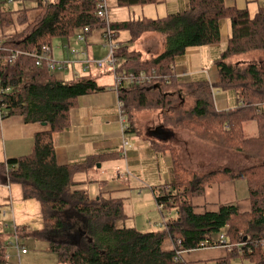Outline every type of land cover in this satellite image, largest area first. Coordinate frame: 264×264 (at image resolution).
I'll return each instance as SVG.
<instances>
[{
	"label": "trees",
	"instance_id": "trees-1",
	"mask_svg": "<svg viewBox=\"0 0 264 264\" xmlns=\"http://www.w3.org/2000/svg\"><path fill=\"white\" fill-rule=\"evenodd\" d=\"M29 1L34 4L31 9H0V27L4 30L0 37L11 49L33 52L44 46L53 48L57 40L70 41L85 28L90 34L106 30L97 18V0ZM117 1L122 8L155 2ZM32 12L36 13L33 18ZM223 21L230 22V35L225 51L214 62L220 82L213 87L207 81L180 82L175 75L177 60L189 50L219 45ZM111 28L115 39L122 31H129L131 36L116 50L120 71L152 78L149 83L122 86L118 91L123 116L129 123L127 133L136 130L139 114L151 111L160 117L159 126L169 132H187L200 142L242 154L253 164L239 171L226 168L199 174L183 166L175 147L154 140V149L171 153L174 169V182L156 193V201L163 213L174 212L176 216L155 232L118 228L117 223L127 219L123 200L103 193L92 198L87 191L78 190L76 182L79 174L96 169L115 154L59 166L53 142L55 134L70 128V114L79 98L105 93L108 88L91 78L58 81L29 58L5 65L1 62L8 55L2 54L0 79L4 88H9L3 97L6 117L19 116L27 124L46 125L35 137L32 154L0 162V183L19 187L24 201L40 206L44 226L34 237L52 242L50 249L60 264H183L175 261L174 249H163L166 241L176 245L180 240L184 252L199 250L205 242L219 247L216 239L226 230L227 243L232 246L229 257L264 264V63L255 60L264 55V8L251 17L245 9L227 8L225 0H189L187 11L163 19L112 24ZM147 34L162 36L165 43V51L150 59L129 47ZM240 59L247 62L233 63ZM214 91L234 96L235 108L218 111ZM248 123L255 124L257 137L246 138ZM235 180L247 183L249 211L222 205L217 211L197 212L195 200L204 197L208 187ZM74 222L84 224L85 235L75 244L61 243L65 236L61 234ZM0 246L4 248L0 264H10L4 261L7 246L1 233ZM228 259L222 263L228 264Z\"/></svg>",
	"mask_w": 264,
	"mask_h": 264
},
{
	"label": "crops",
	"instance_id": "crops-1",
	"mask_svg": "<svg viewBox=\"0 0 264 264\" xmlns=\"http://www.w3.org/2000/svg\"><path fill=\"white\" fill-rule=\"evenodd\" d=\"M115 1L118 6V1ZM225 4L227 8L245 9L251 17V14H257L256 12L260 8H264L259 7L257 11H255V8L251 9V7L259 4V0H225ZM188 9L189 0H155L152 4L133 7L132 10L128 9L127 11L129 16L131 15L135 18L133 21H137L142 19H163ZM112 17L115 20L114 24L132 22L126 19L123 20V17L120 18L119 13H114ZM150 35H144L140 40L142 47L149 53L148 57L145 58L140 50L137 51L142 54L144 59L159 56L160 54L152 55V52L154 53L161 48L165 49L162 36ZM229 35L230 22L223 21L221 23V42L219 45L192 49L184 57L179 58L175 66V75L178 80L184 83L207 81L212 87L216 86L220 82V76L214 62L225 51ZM86 46H89V44H86ZM81 48L86 49L85 45L76 44L75 38L70 41L60 42L55 48L53 46V58L56 61L78 60V63L69 65L60 74H55L58 81L68 83V80H70L69 82L71 83L78 78L93 79L98 74L99 69L96 66L87 69L83 64L85 57H82V59H80V56L75 57L71 54V51L85 52L94 61L96 57H102L104 52L98 53L97 50L94 51L93 49L81 51ZM130 50L134 51L132 48ZM244 61V59H240L235 60L233 63ZM70 70L71 72H68ZM107 73L105 76H111V72ZM114 85V78H112V81H109L107 86H102L108 88L107 92L79 98L77 108L73 109L70 114V128L64 133L55 134L53 137L57 163L59 166L81 164L89 157L115 154L114 158L107 159L99 164L100 168L98 165L96 169L79 174L76 177L77 189L87 191L90 196L91 190H93L94 196L97 197L103 193L108 198L122 199L126 212L128 211L126 196L137 195L140 200L147 199L145 205L150 207L151 214L154 213L155 208L153 202L157 203L156 193L163 188L167 190V186L174 182L171 153L169 151L162 153L154 149V140L161 144L174 146L178 150L181 162L185 163L183 156L189 154L190 160L188 157L185 160L190 162V166L195 168L191 170L199 174H209L214 171L209 172V163H206L205 160L196 161L193 158L194 154L189 152L188 148H190L191 142H199L192 138L189 133V135L182 131L172 133L166 130L170 136L165 141L152 137L151 133L155 129L148 128L147 135H143L138 127V116L136 130H130L127 133L129 125L121 113L119 97L118 93L115 92ZM214 101L217 110L220 112H226L236 106V98L234 96L219 91H214ZM159 119L160 117L158 116L160 124ZM158 127L159 125H157ZM45 128L38 124H27L24 118L19 116L0 118V162L3 163L9 159L32 154L35 137L38 133L44 132ZM182 142L187 143L182 146ZM126 143L128 146H126ZM227 162V158H225V162L220 160L222 167L216 172L230 168ZM238 181L240 180L216 182L211 187H208L205 196L195 200L197 212L217 211L222 205H235L242 212L249 211V198L246 200V209H242L239 202L237 195ZM7 188L12 196L10 202L12 206L14 203L13 196L16 195L17 197L18 190H14L9 186ZM172 213L169 214L171 217H173ZM3 216L6 217L7 213L4 212ZM12 216L15 218L13 210ZM163 219H165L164 215ZM15 227L17 228V226ZM20 230L22 229L17 228L18 238ZM71 233L76 235L78 242L85 235L84 224L74 222L73 225L65 229L61 236H69ZM217 248L214 247V250L202 252H185L181 262L183 264H206L211 261H222L225 259L223 257L225 254L223 250Z\"/></svg>",
	"mask_w": 264,
	"mask_h": 264
},
{
	"label": "rangeland",
	"instance_id": "rangeland-1",
	"mask_svg": "<svg viewBox=\"0 0 264 264\" xmlns=\"http://www.w3.org/2000/svg\"><path fill=\"white\" fill-rule=\"evenodd\" d=\"M115 2H116L115 0H110V3H109L110 11H111L110 20H109L110 24L115 23L114 22L115 20H113V17H112L114 13L115 14L119 13L120 18L123 17L122 18L123 20L126 19L127 21H133L135 19L133 18V16L131 15L129 16V13L127 11L128 9L132 10L133 7L132 8H121V7H118ZM5 7L6 9H10L13 12H17L24 8L31 9L34 7V4L31 1L15 0L13 4L1 5L0 9H3ZM259 7H264V0H259V4H256L255 6L251 7V9L255 8L256 9L255 11H257ZM35 15H36L35 12L31 13L32 18L35 17ZM251 15L252 17H254L256 14H251ZM104 33H105L104 30H95L93 31L92 34H90L87 37V41L85 43H82V45H85L86 49L81 48L82 49L81 51L83 50L89 51V49L90 50L93 49L94 51L97 50L98 53L104 52L102 57H96L95 61L104 60L109 55L108 54L109 51L106 48H104V45L108 43V41L103 37ZM3 34H4V30H2L0 27V36L2 37ZM154 35H157V34H151L150 36H154ZM130 38L131 36H130L129 31H122L120 32L118 39H115L113 41V44L119 45V43L128 42ZM60 42H64V41L57 40L54 43V48L57 47L60 44ZM75 43L76 44L78 43L76 39H75ZM86 44L87 45L89 44V46H86ZM129 46L134 51L140 50L143 53L145 58L148 57L149 53L146 51L144 47H142L141 41H138L137 43H134V44H129ZM164 51L165 49L161 48L160 50H157L154 53L152 52V55H159L163 53ZM82 57L83 56H80V59H82ZM85 59L89 61L90 63L89 65L85 66L87 69H90V67H93V66H96V68L99 69L98 74L93 77V79L97 82L98 86H101V87L107 86L109 84V81L111 82L112 78H115V71L109 65L106 64L104 65V67L100 68L97 64H95V61L91 57L86 56ZM244 60H245L244 62L247 61V59H244ZM255 60L260 61V63L262 62L264 63V55L256 56ZM120 69H121V64L119 63L117 67L118 74L125 75V74L131 73V72H128V73L121 72ZM68 72H71V70ZM107 72H111V76L110 75L105 76V74H108ZM56 74H60V72ZM69 81L70 80H68V83H70ZM185 106L189 107L190 104H187ZM138 118H139L138 127L143 135H147L148 128L156 129L157 125H159L157 113L147 111V112L139 114ZM244 130H245L246 138L258 136V131L254 123L246 124ZM190 136L193 138L192 135ZM186 143L187 142H182L181 144L182 146H184ZM188 150L191 154H194L193 158L196 161L205 160L206 163H209V167H210L208 168L209 172H212V171L216 172L219 169H221L222 166H221L220 160H223V162H225V158H227V161H228L227 163H229L230 168H233L232 169L233 171H239L253 164V162L249 161L242 154H238L232 151L219 148L211 143H204L200 141L191 142V146L190 148H188ZM186 157H188L190 160L189 154L187 156H183L185 163L189 166L187 167V165L182 161L183 163L182 162L181 163L184 164L183 166L189 170L195 169L193 166H190V162H187V160H185L187 159ZM215 157H219V158H215ZM12 188L14 190H18L17 191L18 193H17V197L16 195L13 196L14 203L11 206L10 202H11L12 196L10 194V190L7 188V186L0 183V212H1L0 214V233H2L5 245L7 246L8 244L16 243L14 227L17 226V228L22 229L19 232L18 240L20 241L21 245L26 247V249L28 250V255L21 256V258L19 259L17 257L16 251L13 248H8L6 253L10 255L9 263L10 264H60L58 260V255L52 252L50 249L52 242L34 237L35 233L42 230L44 226L39 204L37 202L24 201L22 197L21 189L17 186H13ZM93 193H94L93 190H91V197L97 198V196H94ZM237 195H238V199H239L242 209H246L247 207L246 200L249 198V191H248L247 183L243 180H240L237 182ZM126 198H127L126 206L128 209L126 213L129 218L124 221L118 222L117 223L118 228H121V227L135 228L142 233L155 232V231L163 229L164 223L167 221V219L174 218L176 216L174 212L172 213L173 217H171L167 213H163L154 200H153L154 201L153 203L155 206L154 213L150 214V207L148 205H145V203L147 202V199L144 198L143 200H140L139 197H137V195H127ZM12 210H13L15 218H13L12 216ZM4 212L7 213L6 217L3 216ZM163 215L166 216L165 219H163ZM7 226H8V229H7ZM62 238L64 242H61L63 241ZM62 238H61V241H58V242L69 243V244L77 243L75 234L71 233L69 236L65 235ZM216 241L219 242V238H217ZM163 249L165 251H172L174 249V245L171 242V240H168L165 242ZM211 249L214 250L213 248H208V249L196 250L194 252L208 251ZM217 249L223 250L225 254L223 257L225 259L229 258L228 264H253L250 260L244 259L242 257H237V256L229 257V250H227L223 246H220ZM222 261H218V260L211 261L210 263H206V264H224L222 263Z\"/></svg>",
	"mask_w": 264,
	"mask_h": 264
},
{
	"label": "built area",
	"instance_id": "built-area-1",
	"mask_svg": "<svg viewBox=\"0 0 264 264\" xmlns=\"http://www.w3.org/2000/svg\"><path fill=\"white\" fill-rule=\"evenodd\" d=\"M29 1V0H26ZM89 1V0H86ZM15 2V0H0V6L3 4H13ZM98 5H97V18L99 20H101L105 25H106V30L104 33V38L108 41L107 44L104 45V48H106L109 51V55L106 59L104 60H99V61H95V64H97L100 68L104 67V65H109L110 67H112L115 71V78H114V89L115 92L118 93V91L120 90V88L122 86H139L145 83H149L152 81V78H148L145 75H141L139 77H137L135 74L130 73V74H125V75H120L118 74V70L117 67L119 65V60L116 58V50L118 49V45H114L113 41L115 40V35L112 31L111 25L109 20H110V0H97ZM90 35V29L89 28H85L81 33H79L75 39L79 44L85 43L87 41V37ZM2 54H7L8 57L1 62L2 58L1 55ZM71 54L74 55L75 57H79V56H83L86 57L87 53H81L78 52L76 50L71 51ZM21 58H29L35 61V66L37 68H46L47 70H49L52 74H56V73H61L64 70H66L69 65L71 64H76L78 63V60H73V61H65V62H57L54 58H53V48L52 47H48V46H44L41 48V50L38 51H33V52H27V51H22V50H14L11 49L9 47L6 46V42L3 38L0 37V62L7 65H13L15 64L18 60H20ZM83 64L85 66L89 65V61H87L85 59V61L83 62ZM156 79V78H153ZM9 92V88H4L3 86V82L0 79V118H5L7 116V112L6 109L3 105V97L5 94H7ZM121 108V113L123 115V110H122V106L120 105ZM126 146H128V144L126 143ZM160 210H162V206H159ZM14 232H15V236H16V243L15 244H8L6 247V252L8 248H13L16 253H17V257L20 259L21 256H25L28 254V250L20 244V241L18 240L17 237V228L14 227ZM181 241L179 240L176 245H174V251H175V261L176 262H180L181 258L183 256V254L185 253L184 251L181 250ZM217 246H223L225 247L227 250H231L232 246H230L227 243V232L226 230L223 231L220 236H219V242ZM215 246L213 244H211L210 242H205L200 246V249H208V248H214ZM3 247L0 246V254L3 251ZM10 260V255L5 253L4 256V261L6 263H9Z\"/></svg>",
	"mask_w": 264,
	"mask_h": 264
},
{
	"label": "water",
	"instance_id": "water-1",
	"mask_svg": "<svg viewBox=\"0 0 264 264\" xmlns=\"http://www.w3.org/2000/svg\"><path fill=\"white\" fill-rule=\"evenodd\" d=\"M43 127H46V125H43ZM152 137L160 139V140H167L169 138V133L164 129L162 126H159L151 133ZM100 168V165L98 166Z\"/></svg>",
	"mask_w": 264,
	"mask_h": 264
}]
</instances>
